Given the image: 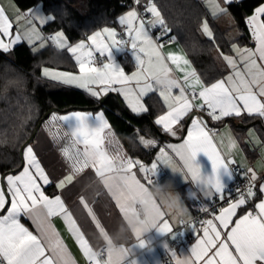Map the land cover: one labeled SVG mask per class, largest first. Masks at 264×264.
Listing matches in <instances>:
<instances>
[{"label":"snow or ice","instance_id":"6c2138e0","mask_svg":"<svg viewBox=\"0 0 264 264\" xmlns=\"http://www.w3.org/2000/svg\"><path fill=\"white\" fill-rule=\"evenodd\" d=\"M135 3L139 4L140 0H135ZM225 3H231V0H225ZM145 11L155 18L147 23L151 26L160 25L164 29L161 35H167L170 30L167 29L160 11L151 0ZM225 12V8L214 4V15ZM37 19L45 23L52 17L37 16ZM118 22L124 27L127 40L117 39L115 29L106 27L102 32H96L88 37L90 46L84 41L72 46L68 44L63 32H57L51 39L57 47L67 48L73 55L79 74L45 67L42 69V75L63 84L84 88L97 98L109 91H117L124 97L131 111L137 115L147 111L141 103V97L149 92L158 91L167 106V111L160 115L155 123L173 136L176 135L173 126L193 113L194 109L206 111L213 120L233 115L239 117L242 113L264 118V3L256 7L254 13L247 18L255 47L240 49L234 45L233 51L237 53V58L221 53L232 71L225 78L210 85L203 84L195 70L187 72L183 80L172 76L173 70L168 65L169 61L177 68L180 67L181 61L184 65H188L189 62L184 57L174 54L163 56L159 51L160 45L149 34L148 28L145 27L146 22L140 18L136 9L133 8L120 16ZM11 29L9 17L3 8H0V51L5 53L9 52L11 45L20 39L17 35L7 43L4 41V37H11ZM202 30L207 37L213 38V32L207 22L203 23ZM32 31L34 33L35 29ZM102 35L105 36V40L100 39ZM108 40L111 42L108 43ZM129 42L138 69L131 76L125 74L114 58V51L124 52ZM97 53L107 62L98 61ZM133 83L135 87L130 86ZM115 85L120 87H114ZM92 86H97L99 90ZM174 90H178V93L174 94ZM197 98L200 103H194ZM59 119L67 124L69 135L74 138L76 145L83 147V151L77 148L73 154L67 149L64 150L70 171L59 181L58 188H63L66 182L72 183L75 174L83 172L86 168L91 167L99 177H105L106 172L114 169L115 158L110 157L103 149L105 132L110 128L103 113L93 116L77 112L71 116H61ZM73 120L75 124L69 123ZM141 142L145 146L155 144V141L143 138ZM169 147L182 161V170L185 171L186 178L194 184L202 185L206 196L219 195L223 198L226 185L222 181L221 170L223 169L231 179L233 170L230 165L234 161L227 160L221 155L206 130L202 117L193 115L186 139L179 147L171 145ZM160 151L163 154L165 150L162 148ZM198 153H204L211 161V175L202 174L201 167L196 163ZM137 164L140 165V171L145 173L144 179L148 185L152 184V177L157 173L156 163H153L150 169H146L139 161L120 158L121 168L129 174L124 185L128 196H124L122 191L112 195L123 214L129 211L128 200L134 201L139 195V190L147 188L146 184L141 183L132 172ZM248 172L251 173V178L246 193H240L238 198L229 203L228 207L222 208L214 219L202 222L203 236L192 249L194 260L191 264H264V199L255 204L254 212L247 211L233 220L237 215V209L256 195L253 190L256 174L251 168ZM49 183V177L31 146H25L22 150L21 170L0 178V213H3L0 215V264H73L66 247L50 223V218L58 215L64 217L70 233L89 264H125V250L108 247L106 258L93 250L61 196L49 197L45 194L43 186ZM105 185L108 187L107 183ZM260 192L264 193V184L260 185ZM80 202L99 231H105L87 201L81 197ZM22 217L32 219L39 234H34L25 227L21 223ZM214 220L218 224L214 223ZM159 230L164 234L173 231L166 219ZM177 264H189V260H178Z\"/></svg>","mask_w":264,"mask_h":264},{"label":"crops","instance_id":"0c3cea01","mask_svg":"<svg viewBox=\"0 0 264 264\" xmlns=\"http://www.w3.org/2000/svg\"><path fill=\"white\" fill-rule=\"evenodd\" d=\"M201 1L205 5L209 16L211 18H215L216 26L219 29L226 31L225 37L229 41H234L232 42L231 53L227 54L221 51H217L215 53L217 63L226 70L225 75L212 82L215 83L217 80L225 78L232 71L227 66L222 56L218 55L217 53H223L224 55L237 58V53L233 51L234 45L240 49L254 48L255 42L252 39L249 28L248 39H244L243 42L234 40L240 36L241 32L236 27L234 16L227 11L228 4L230 3H225V0ZM234 1L237 0H231V2ZM214 4H219L220 7L226 9V12L216 13L214 15ZM0 8H3L5 14L9 17L12 23L11 37H4V41L7 43L10 39H14L18 35L20 39L16 44L25 41L31 45L30 41L28 40V35H25L22 31L20 32L18 30L14 16L6 8V0H0ZM133 8L136 9L135 7H131L117 16L116 21L118 24V32H120L121 27L118 22V18ZM136 11L138 12L140 18L146 22L145 27L148 28L149 34L152 36L154 41L160 45L159 51L163 56L167 57L169 54H174L184 57L189 62L188 65H184L183 61H181L179 68H177L176 65L171 64L170 61L168 62L169 67H171L173 70L172 76L174 78L183 80V77L187 72L195 70L203 84H212H208L202 79L193 62L189 58L182 43L176 37L162 40L166 36L161 35L163 30H158L155 32L154 30L156 29L153 28L154 30H152V28L147 23L148 20H146V16H151L153 18L152 14L146 12L144 9L143 11L145 16L142 17L141 13L137 9ZM204 22L208 23L209 28L214 35V29L211 27L209 21L205 20ZM43 26L42 30H44ZM104 28L100 30H103ZM231 34L232 38H230ZM204 37L207 36L205 35ZM119 38H123L125 40L128 39L127 35L124 36L121 34ZM14 45H11V48ZM114 58L115 61H120L123 63V65L124 63L127 64V71H124L125 74L131 76L133 72L138 70L137 63L132 54L130 42L126 46L124 52H119L118 50L114 51ZM130 86L135 87V83ZM114 87L119 88L120 86L115 85ZM198 90L199 88L197 87V91ZM108 93L118 94L126 107L131 111L125 102L124 97L119 92L109 91ZM176 93H178V90H174V94ZM151 94H153V97L157 99V106L160 108V112L155 118L156 120L160 115H163L167 111V106L163 98L159 95V92L153 91L141 97V103L144 107L148 109L145 98ZM97 99H100V97ZM200 102L201 101L199 98L194 101V103ZM77 112L87 113L93 116L99 113L104 114L105 120L109 124L110 128L105 132V142L103 149L110 157L115 158L114 169L106 172L105 177H99L91 167L86 168L83 172L75 174L72 183L69 184L66 182L63 188H58L57 184L59 181L64 179V177L68 175L70 171L69 161L64 155V150L67 149L73 154H75L77 148H79L80 151H83V147L76 145L74 138L69 135L67 124L61 121L59 117L65 115L71 116L73 113ZM193 115L203 118L206 130L209 132L213 139V143L216 145L221 155L227 160L234 161L230 167L233 164L240 166L245 170L246 174L250 178L251 173L248 172V169L251 168L255 172V181L257 185L256 203H259L260 200L264 199V193L260 192V185L264 184V118L259 116L256 117L260 119V122L250 126H243L240 124L243 122L241 117L247 116L246 113H242V115L239 117L233 115L224 117L221 120H213L208 115H198L194 109L193 113H191L188 117H185L184 120H182L179 124L173 126L176 135L173 136L168 133L170 138H166V140L158 149V152L156 153L153 160L147 163L134 159L127 153L122 141L119 138V140L116 138L115 131L111 127V124L108 121L104 111L101 109L98 111L75 109L65 113H60L57 115L58 117H55L51 114L49 118L43 122L34 139L27 146L32 147L36 158L49 177L50 183L43 186L45 194L49 197H54L56 195L61 196L66 208L76 220L81 231L84 233L85 238L89 241V244L92 246L94 251L99 253L100 250L105 248L107 253L108 247L125 250V264H164L163 259L165 255L170 256L171 259L176 262V264L178 260H189V264H191V261L194 260V257H192V249L196 246L198 239L202 238L203 230H197V228H195L190 223L193 217V209L185 197L186 193L188 190H192L204 200L221 198L219 195L206 196L202 185L194 184L189 178H186V173L182 170V161L179 160V157L176 156L173 149L169 147L170 145L179 147V145L183 143L184 139L187 137L188 129L191 126V118L189 119V117H192ZM226 118H235L236 120L235 122L232 120L224 121ZM69 123L75 124V121L73 120ZM210 124H218L217 130L211 131L209 127ZM159 127L162 129L161 126ZM150 140L156 141L153 138H150ZM162 148L165 150L163 154L160 151ZM121 157L139 161L140 164H142L146 169H150L153 163L157 164V173L156 176L152 177L153 182L151 185H148L145 181V173L140 171V165L137 164L133 167L132 172L136 175V178L141 181V183L146 184L147 188L139 190V195L134 201L132 199L128 200L129 211L125 214L121 213L120 208L112 195V193L122 191L124 196H128L127 189L124 187V185L129 174L120 166ZM196 163L201 167L202 174H212L211 161L204 153L197 154ZM2 177V173H0V178ZM221 178L226 185L223 194L224 196L232 178L229 179L228 175L224 173L223 169L221 170ZM105 183H107L108 187L105 185ZM51 185L55 186L53 194H50L45 190L46 187ZM158 186L162 188L163 192L174 194L180 198L181 206L176 215L169 214L165 204L161 201V197L153 196L152 190ZM81 197L87 201L96 219L99 221L100 225L105 231L100 232L96 227L93 220L89 216L88 211L82 206L80 202ZM231 202L225 203L221 209L228 207L229 203ZM137 206H141L144 213L139 212L136 208ZM247 211H255V208H251L248 202L241 208L237 209V215L233 217V220L238 219ZM219 214L220 211L217 215ZM0 215H3V213H0ZM165 219L169 222L170 227L173 229L171 233L164 234L159 230L163 220ZM209 219H214V217ZM21 223L24 224L25 227H27L34 234H39L35 223L29 217H22ZM50 223L59 235L63 245L66 247L73 264H88L89 261L83 255L77 244V241L70 233L64 217L62 215L54 216L50 218ZM214 223L218 224V222L215 220ZM190 234L195 235V238L192 242L186 243V239ZM175 240L182 241L183 243L179 246H172L171 243ZM141 244H143V246H141ZM106 253L102 257L106 258ZM173 253H175V255Z\"/></svg>","mask_w":264,"mask_h":264},{"label":"trees","instance_id":"16d2710c","mask_svg":"<svg viewBox=\"0 0 264 264\" xmlns=\"http://www.w3.org/2000/svg\"><path fill=\"white\" fill-rule=\"evenodd\" d=\"M14 1L23 11L41 4L44 12L52 15V19L43 26L48 37L53 31L63 30L70 42L87 37L105 26H118L117 16L134 7L135 2V0H86V11L82 12L67 0ZM148 2L149 0H140L141 11ZM263 2L264 0H237L228 4L227 11L234 16L236 27L241 32L235 41L243 42L249 38L246 18ZM152 3L160 11L167 29L170 30L162 40L176 37L206 83L210 84L225 75L226 70L217 63L215 53L217 51L231 53L234 41H229L225 37L226 31L216 26L215 18L209 16L201 0H153ZM205 20H208L214 29L212 39L201 34ZM158 30L164 31L160 25L154 31ZM66 55L67 52L59 51L51 42L38 51H34L33 45L25 41L14 45L7 53L0 51V73L3 72L4 65H10L15 69L11 75L21 73L27 82L23 89L0 92V173L3 175L21 170L18 169L22 163L20 150L34 134L39 123L47 120L43 119V116L50 110L65 113L75 109L92 111L102 109L127 153L142 162L152 161L161 144L169 136L155 123L160 108L154 95L145 98L148 109L139 115L131 112L124 102L121 106L119 95L109 96L103 105L97 107L100 100L85 90L42 75L44 65L66 67L62 61V57ZM126 65L124 63L127 69ZM241 119L243 124L260 122L256 116L247 115ZM228 120L235 122L236 119H224ZM141 138H153L157 143L152 147H145L141 143ZM45 190L53 194L55 186H48ZM255 198L257 199V194Z\"/></svg>","mask_w":264,"mask_h":264},{"label":"rangeland","instance_id":"374dc122","mask_svg":"<svg viewBox=\"0 0 264 264\" xmlns=\"http://www.w3.org/2000/svg\"><path fill=\"white\" fill-rule=\"evenodd\" d=\"M69 2H72L75 6H77L82 12H85L86 11V0H67ZM6 8L9 10V12L14 16V20H15V23L18 27V30L21 32H23V34H27L28 37L31 35V39L28 38V40L30 41L31 45H33V49L34 51H38L42 48H44L45 46H47L50 42L48 40V35L47 33H45L44 30H42V26L47 24V22L45 23H41L39 19H37V16H40V17H45V16H51L50 14H47L44 12L41 4L35 6L31 11H27V12H24L22 11L19 6L17 5V3L14 1V0H6ZM141 10H139L140 12ZM155 18L151 17V16H146V20L148 21H151V20H154ZM51 20V19H50ZM149 25V24H148ZM158 25V24H157ZM152 30L156 29V26H151L149 25ZM109 28V29H115V31L117 32V34H119L120 32H118V28L117 26H105V28ZM154 28V29H153ZM33 29H35V32L33 33ZM57 32H63V30H56V31H53L51 34L54 36ZM96 32H102V30L100 29H97L95 31H93L92 33H90L87 37H84V38H81L77 41H74V42H70L68 37L66 36V34L64 33V36L65 38L67 39V42L69 45H76L78 44L79 42L81 41H84L85 44L87 46H90L91 42L88 40V37L93 35L94 33ZM201 34L202 36H205L203 30L201 29ZM123 35V34H122ZM234 36V35H233ZM119 37H120V34H119ZM118 35H117V39H121L119 38ZM230 38H232V34L230 35ZM101 40H105V36L102 35V37L100 38ZM108 43H110L111 41L108 40L107 41ZM54 44L56 45V43L54 42ZM56 48L59 50V51H65L67 52V55L65 57H62V61H64V66L66 67H60V66H54V65H44L42 66V69L47 67L49 69H53V70H58V71H66V72H72L74 74H79V69H78V66L76 65V62H75V59L73 57V55L67 50V48H64V49H61L59 47H57L56 45ZM120 52V51H119ZM218 55H221L220 53H217ZM97 57H100L99 54L97 53L96 55ZM103 59V61H105L104 57H100V59ZM61 61V60H59ZM106 62V61H105ZM119 66L124 70V71H127L126 70V67L123 65V63H121L120 61H116ZM120 62V63H119ZM127 75V74H126ZM52 80V79H51ZM56 81V80H55ZM59 82V81H57ZM68 85V84H66ZM69 86H74V87H78L76 85H69ZM93 88H95L96 90H99V88L97 86H92ZM82 90H85L87 93H89L86 89L84 88H81V87H78ZM90 94V93H89ZM103 97V95H102ZM100 97V99L102 98ZM99 99V100H100ZM82 110H86L88 111V109H82ZM102 110V109H101ZM60 114L58 112H53L52 115L55 116V117H58L57 115ZM49 118V117H48ZM47 118V119H48ZM43 124V123H42ZM116 138L118 139L117 135L115 134ZM114 136V137H115ZM144 140H150L148 138H143ZM119 140V139H118ZM141 140V139H140ZM154 141V140H153ZM121 143V142H120ZM142 143V142H141ZM157 143V141H155V144ZM143 144V143H142ZM154 144V145H155ZM144 145V144H143ZM145 146V145H144ZM153 145H149V146H145V147H152Z\"/></svg>","mask_w":264,"mask_h":264},{"label":"built area","instance_id":"2783aa9c","mask_svg":"<svg viewBox=\"0 0 264 264\" xmlns=\"http://www.w3.org/2000/svg\"><path fill=\"white\" fill-rule=\"evenodd\" d=\"M153 0H151L152 2ZM134 7L139 11V4H136L134 2ZM142 17L145 16L144 11H140ZM158 26H156L157 28ZM120 34L122 35H126L125 34V29L123 26L120 27ZM51 37H53V35H50L48 37L49 41L52 43L53 47H56V45L54 44V41L51 39ZM96 59L98 61H103L102 59H100L99 57L96 56ZM196 113L198 115H207L206 111H196ZM210 130L211 131H216L217 130V126L216 125H212L210 124ZM232 170H233V175H232V179L230 184L227 187L226 193L223 196V198H214L211 200H204L202 199L200 196H198L194 191L192 190H188L186 193V199L187 201L190 203L192 209H193V217L190 221V223L197 228V230H203V221L208 220L209 218H212L214 216H216L218 214V212L220 211L221 207L228 202L234 201L235 199L238 198L240 193H246L247 187L249 185V181H250V177L246 174L245 170L243 168H241L240 166L233 164L232 166ZM255 184L254 187V191L256 193V181L253 182ZM256 196V195H255ZM248 203L250 205L251 208H255V204H256V198L253 197L252 199L248 200ZM137 210L139 212H143V209L141 206H137L136 207ZM204 209H207V211H205ZM195 235H188L187 239H186V243H190L194 240ZM183 242L179 241V240H175L171 243L172 246H179L181 245ZM100 255L104 256L106 253V249H102L100 250ZM164 264H176L175 261H173L171 259L170 256L165 255L164 259H163ZM89 264V263H88Z\"/></svg>","mask_w":264,"mask_h":264},{"label":"clouds","instance_id":"9594fccd","mask_svg":"<svg viewBox=\"0 0 264 264\" xmlns=\"http://www.w3.org/2000/svg\"><path fill=\"white\" fill-rule=\"evenodd\" d=\"M13 72H15V69L12 66L4 65L3 72L0 73V92L7 93L12 90L26 87L27 82L23 74L17 72L15 75H11ZM152 192L154 197H161V201L165 204L169 214H177L181 206L178 196L163 192L162 188L159 186L154 188Z\"/></svg>","mask_w":264,"mask_h":264},{"label":"water","instance_id":"95a60500","mask_svg":"<svg viewBox=\"0 0 264 264\" xmlns=\"http://www.w3.org/2000/svg\"><path fill=\"white\" fill-rule=\"evenodd\" d=\"M111 95H115V96H117L118 94H116V93H108V94H106V95H104L101 99H100V103H99V105L97 106V107H100L101 105H103L105 102H106V100L108 99V97L109 96H111ZM119 103H120V105L122 106L123 105V101H122V99H120L119 98ZM52 112H53V110H50V111H48V112H46L45 114H44V116H43V119H47L51 114H52ZM191 118V116L189 117V119ZM188 119V120H189ZM42 121L39 123V126L37 127V129L35 130V132H34V134L29 138V140L22 146V148H21V150H20V156H21V161H22V150L24 149V147L25 146H27L33 139H34V137H35V135H36V133L38 132V130H39V128H40V126L42 125ZM255 122H252V123H249V124H243V123H240L241 125H243V126H250V125H253ZM168 138H170V136H168ZM21 166H22V163H21ZM21 166L18 168V169H20L21 168ZM18 169H16V170H18ZM16 170H14V171H16ZM6 174H3L2 176L4 177Z\"/></svg>","mask_w":264,"mask_h":264}]
</instances>
